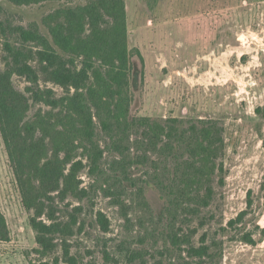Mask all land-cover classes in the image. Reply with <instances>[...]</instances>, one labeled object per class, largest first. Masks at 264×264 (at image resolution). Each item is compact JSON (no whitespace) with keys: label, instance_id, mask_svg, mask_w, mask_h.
Returning <instances> with one entry per match:
<instances>
[{"label":"rangeland","instance_id":"374dc122","mask_svg":"<svg viewBox=\"0 0 264 264\" xmlns=\"http://www.w3.org/2000/svg\"><path fill=\"white\" fill-rule=\"evenodd\" d=\"M122 1L125 43L131 55L128 118L216 120L223 128L222 183L216 177L214 197L199 215L188 212L184 219L180 212L171 220L161 192L144 181L148 169L130 166L131 181L124 180L114 164L117 154L97 130L95 141L104 152L100 173L90 171L79 143L71 154V162H82L77 176L86 196L60 201L56 192L51 194L57 206L54 222L71 223L69 212L82 207L68 238L71 254L78 264H264V0ZM86 2L16 6L0 0V19L6 11L13 14V24L27 27L36 22L39 33L49 37L43 17L48 25L64 22L63 17L47 16L58 7ZM83 26L85 36L91 28L87 21ZM7 40L0 31L1 69L9 62ZM25 46L41 49L34 41ZM92 59L95 67L106 70L99 59ZM31 60L39 86L51 89L56 97L86 95L89 87L96 88L92 79L78 90L47 80L39 70L38 56L33 54ZM73 60V66L80 68V59ZM11 79L16 89L29 95L23 76L13 74ZM38 107L48 108L35 104L28 117ZM0 211L8 230L7 239L0 240V264H67L59 233L52 236L53 251H44L38 242L31 218L51 221L46 209L38 216L23 204L1 133ZM99 213L104 217L101 223L96 220ZM173 234L179 237L177 242ZM183 234L189 235V244L182 241ZM189 245H206L209 256L193 255Z\"/></svg>","mask_w":264,"mask_h":264},{"label":"trees","instance_id":"16d2710c","mask_svg":"<svg viewBox=\"0 0 264 264\" xmlns=\"http://www.w3.org/2000/svg\"><path fill=\"white\" fill-rule=\"evenodd\" d=\"M5 1L29 6L73 0ZM0 11H3L1 7ZM4 12L0 31L8 37L5 48L9 62L4 69L0 68V133L23 204L34 208L38 216L46 209L51 221L49 224L35 218L30 221L44 251H53L52 236L59 233L63 237L65 263L78 264L77 257L70 252L68 238L73 235L72 226L82 207L69 212L71 223L54 222L57 206L51 194L56 192L60 201L67 196L78 199L86 196V189L80 187L77 176L82 162H71V154L79 143L90 161V171L100 173L104 152L95 141L97 130L105 135L109 149L117 154L114 164L124 180L131 181L127 175L130 166L148 169V178L144 181L161 192L171 220L180 212L184 219L188 212L199 215L201 209L209 205L214 197L216 177V182L222 183L219 174L222 172L223 128L214 119L128 118L131 55L125 43L122 0H87L52 10L47 17L65 20L48 25L46 18H42L50 38L39 33L36 22L27 27L16 25L13 14ZM85 21L91 29L83 36ZM26 41L36 42L41 49L33 51L25 46ZM33 54L38 56L39 70L47 80L78 90L92 79L96 88L89 87L86 95L76 92L69 98L56 97L51 89L39 86L37 69L29 63ZM74 57L80 59V68L73 66ZM93 57L106 67L104 72L94 66ZM13 74L26 79L29 95L14 87ZM38 103L48 108L38 107L28 117V111ZM141 190L138 187L139 193ZM103 219L99 213L96 220L101 223ZM7 236V225L0 211V240H6ZM178 239L177 234H173L172 240L177 242ZM182 239L190 243L189 235L183 234ZM243 240L252 241L251 238ZM189 247L195 256H209L206 245ZM104 254L108 257L107 252Z\"/></svg>","mask_w":264,"mask_h":264}]
</instances>
